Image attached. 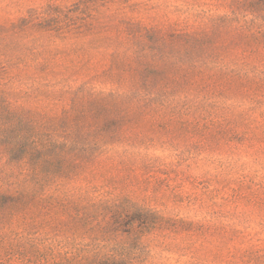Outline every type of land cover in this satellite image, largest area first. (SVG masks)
Returning a JSON list of instances; mask_svg holds the SVG:
<instances>
[{
  "label": "rangeland",
  "instance_id": "374dc122",
  "mask_svg": "<svg viewBox=\"0 0 264 264\" xmlns=\"http://www.w3.org/2000/svg\"><path fill=\"white\" fill-rule=\"evenodd\" d=\"M0 264H264V0H0Z\"/></svg>",
  "mask_w": 264,
  "mask_h": 264
}]
</instances>
